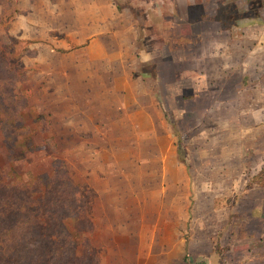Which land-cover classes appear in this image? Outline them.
<instances>
[{"label": "rangeland", "instance_id": "rangeland-1", "mask_svg": "<svg viewBox=\"0 0 264 264\" xmlns=\"http://www.w3.org/2000/svg\"><path fill=\"white\" fill-rule=\"evenodd\" d=\"M108 1L0 0V264H264V0Z\"/></svg>", "mask_w": 264, "mask_h": 264}, {"label": "crops", "instance_id": "crops-1", "mask_svg": "<svg viewBox=\"0 0 264 264\" xmlns=\"http://www.w3.org/2000/svg\"><path fill=\"white\" fill-rule=\"evenodd\" d=\"M74 7L76 8V11L74 12V17L76 18V21L80 25L83 24V22H86L84 20V18L87 17L86 15L90 14V17H91V16H94V14H97L96 17H95V22L91 18V21H92L91 22V25H92L91 29H93V25L95 24L96 25V29L95 30L97 32H96V34L86 35L85 38H90L92 41L95 42V41H98L99 38H102V36H107V34L111 35L110 31L107 34L102 33V31H101V25L102 24H106V23L108 25V29L110 28V29L113 30V28H114L115 21L114 20L111 21V19H109V14H108V17L106 16V18L103 15V9H105V8H107L109 13H111V11H112L111 9L114 10V7L109 3L108 0L107 1L106 0H75ZM80 7L82 9L86 8V7L89 8V12H87L86 14H84L83 12H80L81 11ZM0 8H1V6H0ZM97 25H98V27H97ZM118 25L121 26V22ZM123 27L125 29L133 28L132 25H128L127 26L128 28H126L125 27V23H124ZM132 32H134V31H132ZM114 36H115V33H114ZM108 45H109V42H108ZM127 52H129V51L127 50ZM139 54H140V59L143 61L144 65L147 66V64H150L151 61H150L149 51L142 50V52H141V50H140ZM147 72L148 73L150 72L149 69H148ZM147 72H143L144 73L143 75L147 76ZM206 259L208 260V264H213L214 258L210 257V256L207 257V258H206V256L197 257L196 260L194 259L195 261L193 263H187V262H184V261H177L176 264H203L202 262H205L204 264H206ZM150 260H152V259H150ZM165 260H168V259H164V256H162V257H158V258L153 259V262L156 263V264L157 263L159 264V262H162L161 264L168 263Z\"/></svg>", "mask_w": 264, "mask_h": 264}, {"label": "trees", "instance_id": "trees-1", "mask_svg": "<svg viewBox=\"0 0 264 264\" xmlns=\"http://www.w3.org/2000/svg\"><path fill=\"white\" fill-rule=\"evenodd\" d=\"M4 237L9 238L8 240H13L14 233L13 231L9 230L6 231L4 234ZM14 247H12L11 251L13 250ZM6 252V246L1 245L0 247V259L4 261V263H9V262H16V259H11L12 254L5 253Z\"/></svg>", "mask_w": 264, "mask_h": 264}]
</instances>
